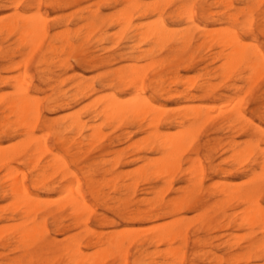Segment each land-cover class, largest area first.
<instances>
[{
    "label": "rangeland",
    "instance_id": "374dc122",
    "mask_svg": "<svg viewBox=\"0 0 264 264\" xmlns=\"http://www.w3.org/2000/svg\"><path fill=\"white\" fill-rule=\"evenodd\" d=\"M78 1H79L78 4L70 3L69 5L71 7L69 5H66L65 7H62V9L61 8L51 9L44 5H41L39 7V13L45 15L47 20L49 19L47 22L49 35H52L57 31L60 32L63 29H65L64 26H62L63 24L62 22L64 20L68 19L69 24H67V29L69 31H74L76 28L80 26V24H82V23H79L77 25L74 24V20H76L80 15L83 14L84 16H89V13H93V12L99 14L100 19L96 21L97 29L93 31L94 32L93 36L92 35L87 36L89 40H85L86 42L84 41L85 46L83 45V47L85 49V53L83 52L84 51L83 49L78 53L80 54L83 52V55L80 54L81 56H84V54L87 55L83 57V58L86 57L84 61L78 63L75 60V58L78 57L76 53H74L75 56L72 58L71 57L69 58L67 55L61 54L58 55L56 59H53L49 65H43L42 63L39 62L44 50V48L42 47L33 53L31 60L29 61L27 67L25 68V71L23 70L22 66L20 67L17 66L18 69L17 68L15 69L14 66H16L17 63L18 65L19 63L21 64V62L26 57L27 50L21 49L20 45H18V43L15 40L16 37L12 33H10L9 35V33L2 32L3 35L0 34L1 35L0 36V96L1 95L6 96L8 95V93L12 91L11 88L8 87V83H11L12 79L19 77V76H13L12 78V75H16L18 72H20V74L25 72L26 77H28V79L30 80L29 90L33 92L34 97H36L40 101V112L44 119L52 120L53 118L56 121V123H60L63 121H67L72 117L69 114L71 111L73 113L78 111L77 113H75V115L79 116L83 122L92 124V127L94 126V128L96 127L98 129V132L94 134H92L90 130H83L81 131V133L77 135L76 133L73 132H70L71 134L69 132H63L64 138L71 141V143H69L67 146L68 149L70 147L69 153L67 155L63 152L66 147L61 148L59 142L56 141L53 135H49L47 137V145L53 149L54 153H60L65 158L64 164L69 166L70 170L76 171L77 175L79 176L81 183V190L84 193L87 206L86 209H84L82 212L81 222L76 226H75V222L73 221L74 219L72 217L71 218L69 217V214L71 213L70 211L66 210L65 212H61L60 215L59 214L57 215V213L53 214V215H57V219L59 216V221L63 222L62 226L66 228L65 232L63 233L61 232L59 233L58 228L57 227L55 228L56 224L52 220L51 215L46 216L45 217L46 231L42 234V236L40 235L41 231L40 233H37L38 235L35 234L36 235L34 240L35 243L33 242V245L30 246L29 249L30 250L29 252L34 253L31 256L24 253V249L20 245H16L13 243L10 246L4 248V250L3 248H1L0 245V264L3 263L4 264H15V263L41 264L42 261L45 259L49 261L54 259L53 261H51V263L49 262L48 264H67L65 260L59 255V253L55 251L57 248H54L53 250L50 251L46 250L45 248H47L51 240H54V242H61L64 239L74 235L81 238V252L83 253V254L81 253V255L83 256L85 255L86 259L93 260V258H95V255L97 253L98 254L97 256L99 257V258L97 257L99 264H120V259H118L119 255H117L114 251L108 252L106 250L108 252L107 253L105 250H102L104 249L102 248L103 245H98V246L92 245L91 247L88 246L89 248L86 247L84 245L85 241L87 240H90L91 242L94 241L93 236H91V234H87L86 230L96 234L102 233L101 236H110L115 233L116 234L123 233L125 235L132 237H135L134 231H137V233L135 232L137 239L136 237L134 238L133 241L134 243L131 244L126 243L124 244L123 247L124 250H126L127 252L126 253L127 264H179L177 261L178 259L177 257L180 256L181 254L183 256L181 264H263L264 259L256 260L255 257L253 260H251L252 257L246 258L245 256L246 249L244 246L248 244L247 240L251 242L258 239H263L264 231L259 230L260 227L256 228L258 227V225L257 226L253 225L255 227L241 225L240 227L243 228L242 230H239L241 228L236 226L237 225L236 222H240L239 218H243L242 216L245 214L244 212H240L241 208L245 209L244 207H246L247 209L248 204H246L247 205L246 206L243 203L241 204L235 201H231L229 202V205L223 202L220 207L219 206L220 204L217 203L219 202L220 199H222V197L220 194H218V192H216L217 191L216 189L220 185L225 186L227 188L229 186L230 189L231 188L234 189L237 187L238 189H242L248 187L252 183V178H251V182L248 181L247 183H245L243 181L244 180L247 181L248 179H250V176H252V174L254 176L256 175L257 172L260 171L259 165L260 162L264 159V151H262L264 150V136L261 135L262 137H260L258 136L260 134L256 135L254 133L253 125L254 127L258 126L264 132V76H262L260 79H257V82L256 81L254 82L255 84L254 86L251 82L246 84L242 81H239L238 76L235 74L231 75L227 79L224 78L225 80L222 81L223 78L219 77L216 74H213L211 71L216 66H218L220 62L216 60L214 61L211 60L212 63L210 64V59H208L207 57V55H209L208 54L209 52L210 53L213 52L214 54V52L215 51L218 52L217 50L219 49L214 48L213 50L211 49L210 51L209 49H202V47H200L202 50L200 48H199L200 50L197 49L198 44H200V40L198 39L197 33L193 31H191L193 34V42H192V46L190 47L191 49L188 48L182 51L181 53H179L178 56H176L177 58L174 56L173 58H171V56L174 48H179L180 44H177L175 40H171V42L163 43L160 46L153 47V50L148 57L136 59L137 56L139 55L138 54L139 51H141L142 49H143L142 51H144L150 48L151 46L149 47L142 44L140 45L141 50L138 51L132 50L130 49L132 44L130 43L129 40L132 35L131 32L130 34L129 32L128 34L127 32H124L123 34L118 35L117 34L118 28L112 27L109 21H107L103 25L101 24V20L103 18L116 14L118 11L121 10V8L123 9L124 4L119 5L116 4L114 1H107V0H78ZM138 1L149 5L155 4L154 5L155 7L163 8L165 11V17L172 15L171 19H168L167 21L169 24V28L171 30H176V32L184 29L186 25L185 22L183 23L182 19H177L174 16L177 12L182 11L181 9H179L181 6L188 5L190 3H195L194 20L200 27L206 28L208 30H212V29L218 30L221 29L222 27H225V25L222 24L220 21H218V23L216 22L209 23L201 17V12H202L201 10L209 9V12L212 14L220 13L223 11L222 8L218 7L217 5H213V0H190V1L189 0H138ZM228 1L232 2V7L230 8V12H235L236 8L238 9L239 7H242L240 0H228ZM10 7L12 6L7 2V0H0V17H4L5 15L10 16L11 15L10 13L12 12V8ZM21 7L20 10L23 9ZM232 8L235 9L231 10ZM34 10H35L34 8H31L29 10L25 8L24 13L25 15L28 14L27 16H30L33 15L30 13H33ZM9 16H5L3 19L1 18L0 23L7 21L9 19ZM242 17L241 19L244 20L245 17L243 18ZM155 18L156 17H151L148 20L143 19L141 21L142 22L153 21L155 20ZM135 23H137V21H135ZM254 30L255 31H253V39H255V43L260 47L261 51L264 53V33H259L256 29ZM6 35L8 36L6 37ZM242 37L245 43L247 42L248 44L249 42L252 43V38H250L251 36L244 34V36L242 35ZM76 44L78 43L76 42L75 45ZM8 51L9 52L11 51V53H9ZM181 56L183 57V59ZM65 57L66 59L68 57L66 67L59 66L57 61L64 59ZM179 57H181L182 61L184 59L187 60V58H193V62H192L193 66L191 68H185L186 67L185 64H182L181 61L176 60V59L180 60ZM161 59L163 61H167L163 65V67L160 68L159 65H156L154 67H149L151 66V63L153 61H157V60L162 61ZM143 64L144 66H148L147 67L148 71H144L145 72L144 73L142 71V68L139 69L140 74L145 75L146 78L144 80V84L138 85L137 86L138 88H136L135 86L130 88H123V86L119 84H116L117 86L115 87L108 86L111 80L114 78L113 76L114 73L116 72L129 73L131 70H134L133 68L136 69V67H142ZM143 68L145 69V67ZM161 69H163V73H162L163 75H168L169 73L175 71L177 72V75L181 80L183 81H186L187 79H188L187 81H189V79H191L192 81L195 80L194 84L200 83L202 80H207V77H209L207 81L210 84L212 83L215 84L216 86L212 84L213 88L215 89L212 88L213 91L211 92V94L204 96L198 93L197 91H195V89H193V86H189V84L187 83L188 86L187 84H185L184 86L183 85L175 86V84H169L167 85L168 87L165 88V91L167 92H161V86H155L154 84H152V81L155 78L156 74L162 71ZM17 75H19V73ZM212 76L217 77V79H215L214 77L212 78ZM235 79H238V81H235ZM3 81H6V83H2ZM58 81H61L62 85L61 82ZM81 83L83 86L90 85L95 90L94 94L89 97H85V99L84 97H81V95L79 96L77 95L73 100L72 99L69 100L68 107H64L61 109L55 107L54 108L55 111H52L50 113L47 111L46 107L48 106L50 107L51 105L54 106L57 103H59V99L63 98L62 97L63 95L66 96L72 95L74 93L73 90L74 87H76ZM217 83L219 84L221 83V85L219 86V84L217 85ZM227 84L228 85L230 84V86H227ZM249 84H252V88L249 87ZM234 85L237 87V89L234 88L235 87ZM238 86H241L242 88L240 87L238 90ZM246 86L247 88L245 89ZM140 87L143 90L140 89ZM187 87H190V90H188L189 88ZM248 87L250 89H248ZM232 88H234L235 90L233 89L234 90L233 91ZM139 89L140 92L138 91ZM183 89H185L186 91ZM61 90L64 91H62L61 93ZM136 90L142 96L146 98H151L154 106L159 107V109L164 108L163 111L166 110L163 115V118H167V117L176 118L177 116L180 117L181 115H184L186 109L187 110L189 109L187 111L189 112L190 109L193 110V108L196 110H200L201 113L203 114L206 113L204 107L208 108V113L211 116L209 117L207 113L208 116L207 118L210 119L216 116L212 120L211 119L210 121L208 120L205 125L203 124L204 126L201 125L200 129L197 130V132L199 131V133H197L196 136L194 135V141H195V142L193 141L194 150L193 148L186 149L181 154L180 169L175 174H173L171 178L170 187L167 184H165L161 179H154V181L150 180L146 183L141 182L139 179L137 181V184L134 187H132V189L130 188L128 190H122L120 186L122 184L127 185L128 183H130V181H127L126 177L124 179V175L121 173L127 174L129 170L131 172L132 169H133L132 171H134L136 168H138L136 166L142 165L143 162H146V160H148V158L149 160L156 158L157 155L152 154L149 150L146 151L150 153L145 152V150L142 151V149L135 150L129 146L134 142L142 143L143 141L141 139L143 140L149 139L150 134L153 131L150 127L144 126L145 122L141 123L143 126L136 127L134 125H127V124L117 125L115 122L103 123V120L95 117L97 114L93 109L95 108V106L93 105V101L96 99V97L107 100L108 97L110 98L112 97V95L113 96L116 95L119 98V100L123 99L122 101H126L132 98L133 95L135 94L138 95ZM229 90L230 92H227ZM174 93L176 94L173 95ZM191 94L192 96H190ZM178 97H180L181 99ZM184 97H186L187 100H184ZM53 100H55V102L57 101V103L53 102ZM229 102L230 104L232 103V106L229 104ZM90 103H92L91 106H89ZM218 103L219 106L221 107L218 106ZM238 103L241 105L242 112L244 113L245 118H247L250 121L251 125L249 126L251 127V129H253V131L248 126H244V128H242L241 127L242 124L239 125L238 123H235L231 125V127H229L228 123L225 121L224 114H226L227 112L225 113L223 109L226 107L227 111H229L231 108L235 107L236 104ZM227 105L231 106L229 110H228L229 106ZM181 107L185 109L183 110V108ZM178 108L180 109L178 110ZM219 108L221 109L219 110ZM170 110L173 111L171 112ZM220 111L223 113L222 115L220 114L221 113ZM180 112H184V113H180ZM66 115L69 117H67ZM60 116L63 117L59 119L58 117ZM226 125L228 127H226ZM237 125L239 126V128H236ZM186 126L187 124L185 125V127ZM158 127L160 132H163L170 136H173L176 133V131L179 130V128L175 126H171L170 128V125H161ZM240 129L242 131H240ZM35 134L36 136L38 135L37 137H41V135H44L45 132H42L41 129H38L35 132ZM4 136L5 135L0 136V146H2L3 148L5 146L6 147L11 146L14 143L16 144L22 138V137H17L12 139V138H7L6 136L4 138ZM80 136L82 137L81 138L82 141L80 140ZM72 141H74V144ZM78 141L80 143H78ZM232 141L233 142L235 141L236 144L239 145L238 146L239 149L244 145L243 142H250L254 145H257V148L252 152L251 155L247 156L248 157L247 159L246 158L243 159V157L246 156H241L242 157L240 158L241 160H239V158L235 159L233 156L235 160H239V161H235L231 155L232 151H228L230 149L228 148V145H226ZM78 144L79 147H77ZM76 148L79 151H77V154L75 155L77 160V161L75 160L76 161L75 163V161L72 160L71 157H69V154L76 151ZM258 148H261L262 150L259 149L258 151ZM223 149L226 150L228 149V150L227 152H225ZM114 154H120L121 166L116 165L115 167L110 169L111 162L113 159L112 157ZM46 156L47 155H42L39 157L42 163H45L46 159L48 158ZM196 157H198L199 159H197ZM195 158L199 160L200 164L203 167V177L201 179L200 188H198L197 191L194 190L191 193L194 196V200H193L194 202L190 203V205L187 207L177 208L176 205L178 201H180L181 196L183 195L182 190L186 192L188 189L192 188L191 186H189L187 179H185L187 178L186 177L187 175L186 176L181 175V170L183 171L184 169L186 170L191 165L190 161H196L194 160ZM133 159L135 160L134 163L133 162L128 163ZM19 162L20 164H18ZM125 162L126 164H124ZM127 164L129 165L127 166ZM13 165L22 169L27 174L30 173V170L28 168H23L24 165L22 160H19L16 164L14 163ZM255 165L257 167H255ZM209 168L211 171L209 170ZM223 170L224 172H228V173H224ZM183 171L182 174L184 173ZM35 173L36 176L41 175L40 171L39 174L37 172ZM115 175H118L119 177L115 180L114 185L110 186L112 183L108 182V180L112 179ZM61 176H62L61 171H58L57 173H55L54 175H52L51 177L47 178V180L44 181L45 183H47L48 186L49 185L53 187L55 186L53 190L44 189L42 186H33L31 181L28 183V188L30 193L38 197L39 202H42L40 203L39 207L42 206L43 212L41 211L37 213L36 216L34 217L33 222L31 220L33 219L32 217L28 218L27 224L25 223L26 225H30V227H34L36 225V227L39 228V226L37 225L43 222L41 215H44V212L46 213L55 210L58 207H60V205L66 202L65 200L68 199L67 195L69 194L64 193L63 187L65 186V183L61 181ZM85 176H89L92 179V182L96 187L95 189L98 190L97 197H93L92 195L89 194L88 192L89 189L87 187L88 184H86ZM214 183H216L219 186H217ZM235 183L236 185H234ZM233 186L235 187L233 188ZM115 187L117 188V191L114 190ZM181 187L183 188L181 189ZM147 191L148 193H146ZM143 192H145L146 194L144 195ZM159 192H161V194ZM64 194L65 196H63ZM74 194L75 191L72 194V196H74ZM158 195H160L161 197H159ZM262 197L264 198V190L261 191L258 197V206L261 209L262 207L264 208V199ZM145 198H147L148 202L147 200H145ZM155 198L156 199L158 198L157 200L160 202H157ZM153 202H155L156 204ZM235 203L236 205L234 206ZM9 204H10L9 199H5V200L0 199V228H1L0 243L3 241V239H7L11 234L10 227L11 228L13 227L12 223H14V225L16 226L18 223L21 224L22 222L20 221L21 219H18L17 217H15L11 221L8 219L7 220L3 219L4 217L8 216V212L10 208ZM240 204L242 206H240ZM217 206L220 208L219 211L217 210L218 209ZM243 209L242 211H244ZM237 210H239L238 213L236 212ZM232 211L233 212L235 211L236 214L232 213ZM247 211L248 213H250V208L245 210L246 214H248ZM227 213L230 214L231 216L227 215ZM235 216L237 218L239 217L238 220L235 222L236 225H234L235 223L233 224L231 222V220L234 219ZM220 218L223 220L222 222ZM30 220L31 222H29ZM177 220H180L181 223L180 227L182 226L180 228L181 235L178 237L181 239V236L183 235V233H185V235H183L185 236V239L180 241L179 239H176L177 235H175L173 236L174 237L173 240H168L167 238L166 241L165 239L160 240L161 242L160 241L156 242L152 240L153 234H154L153 236L159 234L158 232L156 233V231L161 232L162 230L163 233L165 232V230H168V227L169 229L175 228L176 225H178L176 223L179 222ZM223 222L225 223V225ZM20 224H18L17 226H19ZM172 224L174 225V227ZM232 224L233 227H230L232 226ZM153 228L154 231H152ZM251 229L252 230L254 229V231L257 232L254 233V231H252ZM183 230H185V232ZM173 231L176 230L174 229ZM258 231H262V232H258ZM253 236H255V238ZM150 240L152 241L150 242ZM14 245H15V249H14ZM42 247H44L43 250H41ZM169 248L171 250L172 248H175L174 250L177 251L178 255L176 254L177 255V257L175 256L176 258L174 257L175 260L172 258L173 255L170 252ZM167 249L170 252L169 253L171 255L170 257H168L169 254L167 253L168 252ZM181 249L185 251H182ZM165 251L168 255L165 253ZM242 253L244 254V257H242L243 255ZM92 254H94V257L92 256ZM144 254L147 255H145V257L144 256L142 257V255ZM212 255L214 256L218 255L220 256V259H218L217 257L214 258L216 259V261H214L213 259L214 256ZM232 256H233L232 258L233 261L236 260L235 257L237 256H239L238 258L241 257L242 258L241 259L237 258L236 262L235 261L231 262ZM251 256H253V254ZM16 258L18 259L16 260ZM12 260L16 262L14 263V261ZM218 260L220 261V263H218L219 262Z\"/></svg>",
    "mask_w": 264,
    "mask_h": 264
},
{
    "label": "bare ground",
    "instance_id": "6f19581e",
    "mask_svg": "<svg viewBox=\"0 0 264 264\" xmlns=\"http://www.w3.org/2000/svg\"><path fill=\"white\" fill-rule=\"evenodd\" d=\"M107 1H114L116 4H119V5L124 4V7H123V9L121 8V10L118 11L116 14L103 18L101 20V24L103 25L104 23L109 21V23L112 27L118 28V32H117L118 35L123 34L124 32H127V34L129 32V34H130V32H131L132 35H131L129 40H130V43L132 44V46L130 47V49H132V50H135V51L141 50L140 45H142V44L149 46V47L151 46L150 48H148L144 51H142L143 49L141 51H139V53H138L139 55L137 56L136 59L148 57L150 55V53L152 52L153 47L160 46L163 43L171 42V40H175L177 44H180V47L174 48V50L172 52L171 58H173V56L176 57L179 55V53H181L182 51H184V50H186L192 46L193 34L191 31H193V32L197 33L198 39L200 40V44H198L197 49H199L200 47H202V49H209V51L211 49L213 50L214 48L219 49V50H217L218 52L215 51L216 53L214 52V54H213V52L210 53L208 51L209 55H207V57H208V59H210V64L212 63L211 60L212 61L216 60V61L220 62V64L218 66H216L214 69H212L211 71L213 74H216L219 77L223 78L222 81L225 80L224 78L227 79L231 75L235 74L238 76L239 81H242L246 84L251 82L254 86L255 85L254 82L255 81L257 82V79H260L262 76H264V53L261 51L260 47L255 43V39H253V31H255L254 29H256L259 33H264V0H240L242 7H239L238 9L237 8L231 9V10L235 9V12H230V8L232 7L231 1L213 0V5H217L218 7L222 8L223 11L220 13L212 14L209 12V9L208 10H201L202 11L201 17L209 23H214V22L218 23V21H220L222 24L225 25V27H222L221 29H218V30H214V29L208 30L206 28L200 27L195 22V20H194L195 3L183 5L179 8L182 11L177 12L174 17H176L177 19H182L183 23L185 22L186 27L180 31H177V32H176V30H171L169 28V24H168L167 20L171 19L172 15L165 17L164 9L155 7L154 6L155 4L149 5V4H145L143 2H139L138 0H107ZM7 2L12 6V7H10V8H12V12L10 13L11 14L10 16L5 15V16H9V19L8 20L6 19L7 21L0 23V34H2V32H6V33H9V35H10V33H12L16 37L15 40L18 43V45H20L21 49L27 50L26 57L21 62V64L19 63V65H18V63H17V65L14 66L15 69L16 68L18 69V67L22 66L23 70L25 71V68L27 67V64L29 63V61L31 60L33 53L42 47L44 48V50H43V53L41 55L39 62L42 63L43 65H49L53 59H56L58 57V55H61V54L67 55L69 58L70 57L72 58L75 56L74 53H76L78 55V57L75 58V60L78 63H81L82 61H84V59L86 57L85 58H83V57L86 54H84V56H81V55H83V52L85 53V49L83 47L84 41L89 40L87 38V36L88 35L93 36V33H94L93 31H95L97 29L96 21L98 19H100V16L98 13H95V12L89 13V16H84L83 14L80 16L78 15L79 17L77 19L75 18L76 20H74V24L75 25H77L79 23H82V24H80V26L78 25L79 27L76 28L74 31H69L67 29V24H69L68 19L64 20L62 22L63 23L62 26H64L65 29H63L60 32L54 31L55 33H53V34L51 33L52 35H49L48 26H47V22L49 19L47 20L45 15H42L39 13V7L41 5H44L48 8H51V9H59V8L62 9V7H65L66 5H69L70 3L78 4V2H79L78 0H23V1L22 0H20V1L19 0H7ZM197 3H199V2H197ZM20 7L23 9L20 10ZM25 8L28 10L31 8H34L35 14L32 11L33 13H30V14H33V15H30V16H27L28 14L25 15V13H24ZM88 11H89V9H88ZM87 14H88V12H87ZM242 16L245 17L244 20L241 19ZM4 17H0V19L1 18L3 19ZM151 17H156V18H155V20L152 19L153 21H148V22H142L141 21L143 19L148 20ZM135 21H137V23H135ZM244 34L251 36L250 38H252V43L249 42V44H248V42L247 43L244 42V39L242 37V35L244 36ZM7 36L8 35H6V37ZM245 37H248V36H245ZM76 42L78 43V44H76L77 46L75 45ZM82 49L84 51L82 53H80L81 55L78 54L79 51H81ZM9 53H11V51ZM68 57H67V59H68ZM181 57H179L180 60L179 59H176V60L181 61L182 64H185V66H186L185 68H191L193 66V64H192L193 58H187V60L184 59L185 61L184 60L182 61ZM67 59L65 57L64 59L57 61L58 65L61 67H66ZM182 59H183V57H182ZM158 60L153 61L151 63V66H149V67H154L156 65H159L161 68L167 62V61H163L162 59H161L162 61H158ZM172 61H173V59H172ZM8 62H10V61H8ZM143 67H145V69H147L148 66H144V64H143L142 67H136V69L133 68L134 70H131L129 73H124V72L114 73L113 74L114 78L113 79L111 78L112 80L108 86L109 87H115V86H117L116 84H119V85H122L123 88H130L133 86L138 88L137 87L138 85L144 84V80L146 78L145 75L140 74L139 69L142 68L143 72L148 71V69L145 70ZM205 68H203V69H205ZM138 70H139V72H138ZM161 70L162 71L160 73L156 74L155 78L152 81V84H154L155 86H161V92H167V91H165V88L168 87L167 85H169V84H175V86H177V85L178 86L179 85L184 86L187 83L189 84V86H193V89H195V91H197L198 93H200L201 95H204V96L211 94V92L213 91L212 88H213V85H215V84L212 83L213 84L212 85V84L208 83L207 80L209 77H207V80H202L200 83L194 84L195 80H193V81L191 79H189V81H187L188 79L186 81L181 80L179 78V76L177 75V72H175V71L172 73H169L168 75H163L162 74L163 69H161ZM203 72H206V71H203ZM18 73H19V75H17ZM18 73L16 75H12V78H13V76H19V77L12 79V82L8 83V87H10L12 91L10 93H8V95H6V96L5 95L0 96V136L5 135L7 138H12V139L17 138V137H22L20 139V141L17 142L16 144L12 143L13 145L8 146V147L5 146L4 148L2 146H0V174H1V176H0V199L1 200L9 199V201H10V204H9L10 208H9L8 216L4 217L3 219H6V220L8 219L11 221L15 217H17L18 219H21L20 221H22V222H21V224L17 222L18 224H20L19 226H17L18 224L15 226L14 223H12L13 227L12 228L10 227L11 234L9 235V237L7 239H3V241L0 243V245H1V248H3V250H4V248L10 246L13 243L16 245H20L21 247H23L24 253L31 256L34 253L29 252L30 251L29 249H30V246L33 245V242L35 240V236L38 235L37 233H40V231H41L40 235L42 236V234L46 231V219H45L46 216L51 215L52 220L56 224L55 228L56 227L58 228L59 233L60 232L63 233V232H65L66 228L62 226L63 222L59 221V216L57 219V215L58 214L60 215L61 212H65L66 210L70 211L71 213L69 214V217L70 218L72 217L74 219L73 221L75 222V226H76L81 222L82 212L84 209H86V206H87V202L85 200L84 193L81 190V183H80L79 176L77 175L76 171L70 170L69 166L64 164L65 158L60 153H54L53 149L47 145V137L49 135H53L55 137L56 141L59 142L61 148L66 147L63 152L67 155L69 153V149H70V147L68 149L67 146L69 143H71V141L64 138L63 132H69V133L73 132V133H76V135H77V134L81 133V131H83V130H90L92 132V134H94V133L98 132V129L96 127L94 128V126L92 127V124H88L87 122H83L79 116L75 115V113L78 112L76 110H75L76 112H74V113L72 111L69 113L72 116L69 120L63 121L60 123H56V121L53 118H52V120L44 119L41 115V112H40V101L36 97H34L33 92H31L29 90L30 89V80L28 79V77H26L25 72L22 73V71H21L22 74H20V72H18ZM213 77L214 76H212V78ZM214 78L217 79V77H214ZM204 79H206V78H204ZM238 79H235V81H238ZM61 81H58V82H61ZM229 81H231V80H229ZM2 83H6V81H3ZM188 84H187V86H188ZM218 84L219 83H217V85ZM252 84H249L250 88H252ZM61 85H62V82H61ZM220 85H221V83L219 84V86ZM227 86H230V84L229 85L227 84ZM141 87H140V89H142ZM240 87L241 86H238V90ZM249 87H248V89H250ZM185 88H186V86H185ZM187 88H189L188 90H190V87H187ZM234 88L237 89L236 86ZM234 88H232V90ZM246 88H247V86L245 87V89ZM140 89L138 90L139 92H140ZM213 89H215V88H213ZM223 89H224V87H223ZM227 89H229V88H227ZM73 90H74V93L72 95H68V96L63 95L62 96L63 98L59 99V103H57V101L55 102V100H53V102H55L57 104L54 106L51 105L50 107L49 106L46 107L47 111L50 113L52 111H55L54 110L55 107H58L60 109L64 108V107H68L69 100L70 99L73 100L77 95L78 96L81 95V97H84V99H85V97H89V96L93 95L95 92V90L90 85L83 86L82 83L77 85L76 87H74ZM183 90H185V89H183ZM62 91H64V90H61V93H62ZM243 91H245V90H243ZM136 92H137V90H136ZM227 92H230V90ZM175 94L176 93H174L173 95H175ZM111 95H108V96H111ZM190 96H192V94ZM238 96H240V95H238ZM176 97H177V95H176ZM235 97H237V96H235ZM178 98H180V97H178ZM232 98H234V97H232ZM122 100L121 99L119 100V98L116 95H114V96L112 95V97H110V98L108 97L107 100L96 97V99L93 101V105L95 106V108H93V109L95 110V113L97 114L95 117L103 120V123L115 122L117 125H119V124L120 125H122V124L126 125L127 124V125H134L136 127L143 126L141 123L145 122L144 126L150 127L153 131L150 134L149 139H147V140L141 139L143 141L142 143L134 142V143L130 144L129 146L135 150H141L142 149V151L145 150V152H148L146 150H149L152 154H155L157 156H156V158H153L150 160L148 158V160H146V162H143L142 165L136 166L138 168H136L134 171H132L133 170L132 169L131 172H130V170H129V172L127 171L128 172L127 174L121 173L124 175V179L126 177V180L130 181V183H128L127 185L122 184L120 186V188H122V190H128L130 188L132 189V187H134L137 184V181L139 179L141 182H144V183H146L150 180L154 181V179H161V180H163V182L165 184H167L170 187L171 178H172L173 174H175L180 169L181 154L184 152V150L193 148L194 135L196 136L197 133H199V131L197 132V130L200 129L201 125L204 126L208 120L210 121V119L212 120L216 116L212 115V116H214L213 118H210V119L207 118L208 116L209 117H211V116L208 113V108L204 107L206 110V111L205 110L204 111L206 113H203V114L201 113L200 110H196L193 108V110L190 109L189 112H187L189 109L188 110L186 109L185 110V113L187 112L186 114L184 112H180V113H184V115H181L180 117L177 116L176 118L175 117L163 118V115H164L166 110L163 111L164 108L159 109V107L154 106L151 98H146V97H144L138 93V95L135 94V95H133L132 98H130L126 101H122ZM184 100H187L186 97H184ZM230 100H231V97H230ZM225 102H227V101H225ZM223 104H224V102H223ZM229 104H230V102H229ZM91 105H92V103H90L89 106H91ZM230 105L232 106V103ZM82 106H84V105H82ZM218 106H219V103H218ZM227 106H229V105H227ZM231 106H229L228 110L231 108ZM213 107H215V106H213ZM219 107H221V106H219ZM181 108H183V107H181ZM179 109L180 108H178V110ZM184 109L185 108H183V110ZM220 109L221 108H219V110ZM223 110L225 111V113L227 112L226 114H224V118H225V121L228 123L229 127H231V125H233L235 123H238L239 125L242 124V126H241L242 128H244V126L250 127L249 125H251V123L247 118H245V115L242 112V108H241V105L239 103L236 104V106L231 108L229 111H227L226 107ZM212 111H214V110H212ZM212 111H211V113H212ZM207 113H208V116H207ZM69 114H67V115H69ZM220 114L222 115L223 113L221 112ZM170 115H171V113H170ZM176 115H177V113H176ZM62 117L60 116L58 118L60 119ZM67 117H69V116H67ZM56 119H57V117H56ZM186 124H187V126L185 127ZM99 125H101V124H99ZM161 125H170V128H171V126H175V127H178L179 130L177 129L178 131H176V133L173 136H170L168 134H165V133L159 131L158 126H161ZM226 127H228V126L226 125ZM236 128H239V126L237 125ZM253 128H254V133L256 135L260 134L258 136H260V137L264 136V132L262 131L261 128H259L258 126L254 127V125H253ZM38 129H41L42 132H45V134L41 135V137H37L38 135L36 136L35 132ZM250 129H251V127H250ZM251 130L253 131V129H251ZM240 131H242V130L240 129ZM5 136H4V138H5ZM81 136H80V140L82 138ZM95 136H96V134H95ZM144 139H146V138H144ZM73 140H74V138H73ZM72 142L74 144V141H72ZM234 142L232 141L226 145H228V148L230 149V150H228V149L227 150L232 151V153H231L232 158L234 156L235 159L239 158V160H241L240 159V158H242L241 156H246V157H243V159H245V158L247 159L248 158L247 156L251 155L252 152L257 148V145H254L250 142H243L244 145L239 149L238 148L239 145H237L236 142L235 143ZM78 143H80V142L78 141ZM205 145H207V144H205ZM202 146H203V144H202ZM74 147H76V146H74ZM77 147H79V144ZM259 149H261V148H258V151H259ZM193 150H194V148H193ZM223 150L225 152H227L226 149H223ZM77 151H79V150H77V148H76V151L69 154V157H71L72 160H74V161L76 160L75 155L77 154ZM262 151H264V150H262ZM150 152H148V153H150ZM64 153H63V155H64ZM42 155H47L46 157H48L46 159L45 163H42L41 160L39 159V157ZM112 158H113L112 162L110 161L111 162L110 169L115 167L116 165L121 164L120 154H114ZM196 158L199 159L198 157H196ZM196 158L194 159L196 161H190L191 165L186 170L185 169H184V171L181 170V175H185V176L187 175L186 176L187 178H185V179H187L189 186H191L192 188L188 189L186 192L184 190H182L183 192L181 191L183 193V195L181 196L180 201H178V203H177V205H179V206L176 205L177 208L187 207L190 205V203L194 202L193 201L194 196L191 193L194 190L197 191V189L200 188L201 179L203 177V167L200 164L199 160H197ZM19 160H22L23 165L25 166L24 167L22 165L23 168H28L30 170L29 174H27L26 172H24L22 169L18 168L17 166L13 165L14 163L16 164ZM239 160H235V161H239ZM76 161H75V163H76ZM134 161L135 160L133 159V160L129 161L128 163H131V162L134 163ZM139 161H141V160H139ZM18 164H20V162ZM124 164H126V162ZM128 165L129 164H127V166ZM255 167H257V166L255 165ZM209 170H210V168H209ZM259 170L260 171L257 172L258 174L256 173V175H254V176L251 172L252 176H250V179H248L247 181L244 180L243 182H245V183H247L248 181L251 182V178H252V183L248 187H245L242 189H238V187L234 188L235 186H233L234 189H232V188L230 189L229 186L227 188V187L221 186V185H220L221 186L220 187L216 183H214V184L219 186L216 189L217 190L216 192H218V194H220L222 197V199H220L219 202L217 203V204H220L219 205L220 207H221V204L223 202H225L226 204L229 205V202L235 201V202H238L241 204L243 203L245 205L248 204V206L246 205L247 209L250 208V213H248V211H247L248 214H246V212H245V210H247L246 207L243 206L245 209L241 208L240 212H244L245 214L242 216L243 218L238 217L240 222H236L238 220V218L236 217L238 215H236L235 218L231 220V222L233 224L235 222L237 223V225H236V223L234 225H236L238 227H240L241 225L242 226L247 225L249 227H252L253 225H255V226L258 225V227H256V228L260 227L259 230L264 231V214H263L264 208L262 207V209H261L258 206L259 194L261 193L262 190H264V159L260 162ZM39 171H40L41 175L36 176L35 172H37L39 174ZM58 171H61V174H62L61 181L65 183L63 190H64V193L69 194V195H67L68 199L65 200L66 202L63 203L62 205L59 204L60 207H58L57 209L46 212V213L44 212V215H41L43 222L41 224L37 225V226H39V228L36 227V225L34 227H30V225H26L28 222L27 221L28 218L32 217L33 219H31V220L33 222L36 214L41 212V211L43 212L42 206L39 207L40 203H42V202H39L38 197H36L30 193L29 188H28V183L31 181L33 186H42L44 189L53 190L55 188V186L54 187L50 186V185L48 186L47 183H45L44 181L47 180V178L54 175L55 173H57ZM182 171L184 172L183 174H182ZM78 172H80V171H78ZM223 172H224V170H223ZM247 172H249V171H247ZM224 173H228V172H224ZM118 177H119L118 175H115L112 179L108 180V182L112 183L110 186L114 185V182ZM243 178H245V177H243ZM120 179H122V178H120ZM85 180H86V184H88L87 187L89 189L88 190L89 194L92 195L93 197H97L98 196V190L95 189L96 187L94 186L92 179L89 176H85ZM240 183H237V184H240ZM216 185H214V186H216ZM232 185H233V183H232ZM234 185H236V183ZM241 185H243V184H241ZM183 187H181V189ZM74 188H76V189H74ZM114 190L117 191V188L115 187ZM74 191H75V194H74V196H72ZM161 192H162V190H161ZM161 192H159V193L161 194ZM143 193L145 195L146 193H148V191L146 193L145 192H143ZM63 196H65V194ZM158 196L161 197L160 195H158ZM140 198H142V197H140ZM157 199H156V201L160 202ZM145 200H147V198H145ZM40 201H41V199H40ZM147 202H148V200H147ZM155 202H153V203H155ZM241 204H240V206H242ZM235 205H236V203L234 204V206ZM217 208H218L217 210L219 211L220 208L218 206H217ZM242 209L244 211H242ZM238 211L239 210H237L236 212L238 213ZM54 213H57V215H53ZM232 213L236 214L235 211L234 212L232 211ZM230 214H231V212H230ZM230 214L227 213V215H230ZM240 214H242V213H240ZM222 215H224V214H222ZM18 219H16V220H18ZM31 220L29 222H31ZM220 220H221V222L223 221L221 218H220ZM177 221H179V222L176 223L178 225H176L175 228L170 227L171 229H169V227H168V230H165V232H163V233H162V230H161V232L156 231V233L157 232L159 233L158 235L154 232L156 234V236H153L154 235L153 234L152 240L156 241V242H158L162 239H165V241L167 239L173 240L174 239L173 236H175V235H177L176 239H179L180 241L185 239V236H183V235H185V233H183V235L181 236V239L178 237L181 235L180 234L181 233L180 228L182 226L180 227V225H181L180 220H177ZM227 221H228V219H227ZM173 224H175V223H173ZM233 224L230 227H233ZM224 225H225V223H224ZM255 226H253V227H255ZM173 227H174V225H173ZM240 228L241 229H239V230L243 229L242 227H240ZM174 229L176 231H173ZM152 231H154V228ZM183 231L185 232V230H183ZM252 231H254V229ZM262 231H258V232H262ZM135 232L137 233V231H134V234L136 237ZM145 232H146V230H145ZM255 232H257V231H254V233ZM86 233L91 234V236H93V238H94L93 242H91L90 240L85 241L84 245L86 247H88V246L91 247L92 245H97V246L103 245L102 248H104V249L101 248L102 250H105V251L107 250L108 252L114 251L117 255H119L118 259H120V264H127L126 263V253L127 252H126V250H124L123 247H124V244H126V243H128V244L134 243L133 241H134L135 237L128 236V235H125L123 233H121V234L115 233V234H112L110 236H101L102 233L99 234L97 232L98 234H96V233H91L87 230H86ZM253 237L255 238V236H253ZM77 238H79V237L74 235V236H71V237L64 239L61 242H54V240H51V242H49L47 248H45V249L50 251V250H53L54 248H57L55 251L57 253H59V255L65 260V262L67 264H99V262L97 260L98 254L96 252H95L96 253L95 258H93L94 254H92L93 260L86 259L85 255L84 256L81 255V253H82L81 252V238H79V239H77ZM136 239H137V237H136ZM152 240H150V242ZM247 242H248V244L246 246H244L246 249V252H245L246 258L252 257L251 260H253L256 257V260H259V259L263 260L264 259V237H263V239H258V240L251 241V242H249L247 240ZM105 248H107V249H105ZM14 249H15V245H14ZM14 249H13V251H14ZM43 249H44V247L41 248V250H43ZM174 249L175 248H172V250H171L169 248L170 252L173 255V257H172L173 259L175 256L177 257V255H178L177 251ZM169 250L167 252L168 254L170 253ZM141 251H140V253H141ZM166 251H165V253H166ZM182 251H185V250H182ZM140 253H139V255H140ZM144 253H145V251H144ZM252 254H253V256H251ZM111 255H112V253H111ZM145 255H147V254L142 255V257L143 256L145 257ZM170 256L171 255L169 254L168 257H170ZM212 256H214V255H212ZM215 256L213 257V259L217 258V257H218V259H220V256H218V255H215ZM239 256L235 257L236 260ZM242 257H244V254L242 255ZM257 257H258V259H257ZM53 258H55V257H53ZM177 258L179 259V260L177 259L178 263L181 264V261L183 259L182 254L180 256H178ZM232 258H233V256L231 257L232 261L231 260L230 261L236 262V260L233 261ZM241 258H238V259H241ZM17 259L18 258H16V260ZM27 259H29V258H27ZM53 260H51V261H53ZM12 261H14V260H12ZM51 261L45 259L42 261V263L48 264L49 262L51 263ZM214 261H216V259H214ZM15 262L16 261H14V263ZM28 263H30V262H28ZM218 263H220V261Z\"/></svg>",
    "mask_w": 264,
    "mask_h": 264
}]
</instances>
